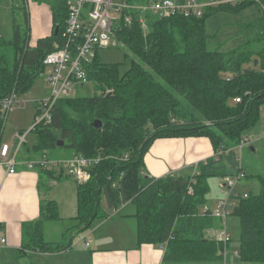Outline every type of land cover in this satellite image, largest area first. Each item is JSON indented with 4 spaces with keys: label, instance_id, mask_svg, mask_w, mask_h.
<instances>
[{
    "label": "trees",
    "instance_id": "16d2710c",
    "mask_svg": "<svg viewBox=\"0 0 264 264\" xmlns=\"http://www.w3.org/2000/svg\"><path fill=\"white\" fill-rule=\"evenodd\" d=\"M38 1L50 10L52 33L30 47L25 7L21 8L24 26L13 18L12 39L0 41V100L26 94L43 76L46 55L62 45L64 0ZM123 1L139 6L151 0ZM254 5L245 1L205 8L198 18L176 14L159 19L146 14V34L134 14L130 25L118 23L117 45L133 57L127 71L120 75L119 64H102L96 54L85 67L95 94L58 100L49 123H32L29 134L34 135V144L25 143L20 149L27 161L46 155L52 160L82 156L98 162L89 169V181L76 186V215L68 243L44 241V223L60 217L57 203L43 198L38 218L21 226L19 258L28 252L68 250L76 237L108 215L107 210L129 203L134 207L136 246H162L160 264H222L214 257L221 245L206 235L220 226L206 206L208 180L243 173L235 148L264 107V15L245 25L255 28L253 40L226 53L219 47L207 48L212 37L205 23L218 11L237 12ZM238 98L240 102L233 104ZM35 108L37 113V102ZM96 120L100 128L94 127ZM4 124L0 118V146ZM189 137L207 138L214 152L197 164L192 176L144 174V157L154 141ZM38 172L44 193L52 181L65 177L62 170ZM257 179L260 192L240 199L231 214L240 226L236 264H264V179ZM102 196L107 210L101 207Z\"/></svg>",
    "mask_w": 264,
    "mask_h": 264
},
{
    "label": "crops",
    "instance_id": "0c3cea01",
    "mask_svg": "<svg viewBox=\"0 0 264 264\" xmlns=\"http://www.w3.org/2000/svg\"><path fill=\"white\" fill-rule=\"evenodd\" d=\"M24 5L30 22L28 43L30 47H34L39 39L51 35V13L48 6L38 0L28 3L24 1ZM12 139L2 138V144L10 143ZM251 151H254L253 147ZM213 155L211 143L204 137L158 139L153 142L144 157L143 172L153 178L192 176L196 172L197 164ZM18 161H27L20 152ZM40 182L38 170H28L18 165L15 174L8 175L0 163V228L6 238V243L0 246V264L161 263L164 253L162 246H136V221L132 216L134 207L129 203L109 210L105 218L97 219L88 231L80 235L84 238L83 241L76 237L70 249L55 253L28 252L19 258L21 226L24 222L38 218L39 203L43 198L54 200L58 205L60 220L70 221L71 230L74 226L77 184L70 178L62 177L52 181L50 190L44 193ZM221 189L224 194L222 186ZM213 207L214 205L209 208ZM227 221L228 219L226 228ZM86 243L88 247H85Z\"/></svg>",
    "mask_w": 264,
    "mask_h": 264
},
{
    "label": "built area",
    "instance_id": "2783aa9c",
    "mask_svg": "<svg viewBox=\"0 0 264 264\" xmlns=\"http://www.w3.org/2000/svg\"><path fill=\"white\" fill-rule=\"evenodd\" d=\"M24 1L28 3L31 0ZM245 1L255 2L264 15V2L261 0H185L183 3L174 0H151L139 6H129L123 0L119 2L116 0H64L67 17L61 35L62 45L47 54L43 60V81L49 89L50 97L37 102L33 126L49 123L55 103L61 99L71 98L75 87H83L89 82L85 67L92 62L98 50L117 45L115 28L120 21L130 25L131 14L138 17L142 32L146 34V14L155 15L159 19L176 14L198 18L205 8L234 6ZM239 102V98L234 99L233 104ZM17 104L20 102L15 94L0 100V118L4 120L12 107ZM33 126L31 125V129L27 132L15 135L10 143L0 146V163L5 167L6 174L14 175L16 166L21 165L28 170H62L63 175L72 179L77 185L87 183L90 179L89 169L97 164V159L87 160L82 156H74L68 160H52L44 155L37 161H18L20 149L26 143V138ZM245 146H249V143L247 138L243 137L235 148L236 152H240ZM237 160L240 161V157ZM239 177L241 175L226 177L222 180L221 186L225 192L210 209L211 216L220 221V226L208 230L207 237L221 245L214 257L222 264H232L238 259V251L232 244L231 235L226 228V220L231 215L228 208L229 201L236 200L238 197L235 184ZM246 197V195L243 196V198ZM83 239L79 236L78 240L83 241ZM5 243L6 238L0 228V246ZM85 247H88V243Z\"/></svg>",
    "mask_w": 264,
    "mask_h": 264
},
{
    "label": "rangeland",
    "instance_id": "374dc122",
    "mask_svg": "<svg viewBox=\"0 0 264 264\" xmlns=\"http://www.w3.org/2000/svg\"><path fill=\"white\" fill-rule=\"evenodd\" d=\"M116 1L119 2L121 0ZM21 8H23L22 0H0V37L2 40L9 41L12 39L13 18L15 20L17 18L21 27L24 26L23 11ZM261 14L258 5L243 8L237 12L218 11L214 13L207 18L205 23L206 32L212 37L208 42L207 48L213 50L219 47L218 49L221 52L226 53L240 46H244L247 42H251L255 35V28H245V25L261 18ZM2 19L4 20L1 23ZM125 54H129V57L125 58ZM98 58L102 64H119L118 71L120 75L127 71L130 67V61L133 59L131 53L120 44L115 47L98 50ZM95 92L93 84L88 82L83 87H75L72 97L88 98L92 97ZM49 97V89L43 81V76H41L34 82L32 88L26 94L18 97L21 105L17 104L13 106L11 112L4 119L5 124L2 138L9 140L17 134H22L30 130L36 113L35 102L46 100ZM244 137L247 138L249 146H245L237 153L240 157L239 164L243 168V173L235 184V192L238 197L236 200L229 201L228 203L231 214L244 195L254 196L260 192V183L257 178L261 177L264 179V107L259 111L256 124L249 128ZM34 140V135L29 134L26 138L27 145L32 146ZM252 147L254 151H251L250 148ZM221 184L222 181H219L217 178L208 180L209 193L206 196V201L209 207L215 205L216 201L222 198ZM100 204L102 209L107 208L104 196L101 197ZM71 225L72 223L66 220L46 222L43 225L44 241L54 244L68 243L71 234ZM227 230L231 235L232 244L238 247L240 226L237 217L230 215L227 221ZM235 262L232 264H236Z\"/></svg>",
    "mask_w": 264,
    "mask_h": 264
},
{
    "label": "water",
    "instance_id": "95a60500",
    "mask_svg": "<svg viewBox=\"0 0 264 264\" xmlns=\"http://www.w3.org/2000/svg\"><path fill=\"white\" fill-rule=\"evenodd\" d=\"M56 32H57V29L54 31V33L56 34ZM254 64L255 65L257 64V60H255ZM93 125H94L95 128H100L101 127V122L96 120V121H94ZM62 145H63V142L61 140H59L57 142V146L61 147Z\"/></svg>",
    "mask_w": 264,
    "mask_h": 264
}]
</instances>
